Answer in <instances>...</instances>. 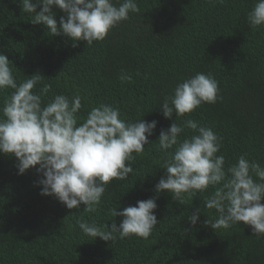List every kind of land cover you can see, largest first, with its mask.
<instances>
[{"label":"trees","instance_id":"1","mask_svg":"<svg viewBox=\"0 0 264 264\" xmlns=\"http://www.w3.org/2000/svg\"><path fill=\"white\" fill-rule=\"evenodd\" d=\"M255 2L136 0L140 11L130 13L104 41L73 47L66 36L32 24L34 14L23 13L20 0H0V54L13 63L17 83L33 74L44 77L33 91L50 84L45 103L57 94L71 98L79 92L81 118L108 103L125 121H157L151 143L130 161L133 172L107 186L93 213L41 195L36 169L18 175L15 158L0 154V264H264V237L253 236L250 226L241 222L213 230L203 223L218 215L204 208L211 187L185 194L183 203L166 191L155 192L164 175L160 165L168 158L157 139L175 119L164 118L158 107L178 83L198 72L215 77L222 98L176 122L193 119L211 128L221 138L217 155L225 157V170L241 154L264 167V27L247 23ZM53 11L59 24L65 14ZM122 72L131 80L122 82ZM11 91L0 92V106ZM192 134L185 128L179 139ZM149 198H155L158 224L147 239L92 240L78 227L80 220L101 227L115 220L119 226L122 218L113 217L111 209L122 211ZM197 208L202 211L193 226L188 217Z\"/></svg>","mask_w":264,"mask_h":264},{"label":"clouds","instance_id":"2","mask_svg":"<svg viewBox=\"0 0 264 264\" xmlns=\"http://www.w3.org/2000/svg\"><path fill=\"white\" fill-rule=\"evenodd\" d=\"M20 5L23 13L34 14L32 24L44 25L52 36H66L73 47L79 41L87 46L104 41L112 29L130 18V13L140 11L136 0H20ZM53 8L65 14L59 24ZM247 23L257 30L264 27V0H256L247 12ZM13 67L7 56L0 54V92L12 90L0 106V154L15 158L18 175L35 168L40 175L37 183L42 186L41 195L54 196L68 209L83 205L86 212H95L107 186L127 179L133 172L130 161L151 143L148 137L153 135L157 121H125L120 109L108 103L92 107L81 118L79 92L71 98L57 94L45 103L42 96L51 85L44 84L39 93L33 91L44 77L33 74L17 83ZM120 80L130 81L131 77L122 72ZM219 91V83L211 73L198 72L178 83L158 107L164 118L175 119L157 139L168 158L160 165L164 175L155 185V192L166 191L173 201L183 203L185 194L203 193L211 187L214 191L204 200V208L215 209L218 215L203 223L218 230L243 222L251 227L253 236L261 238L264 167L241 154L225 170V157L217 155L221 138L211 128L193 119L176 122L202 104L216 103L222 98ZM185 128L193 134L180 140ZM156 208L155 198H149L122 211L111 209L113 217L122 218L119 226L115 220L111 227L84 220L77 224L92 240L112 242L133 236L147 239L158 224ZM201 211L197 208L188 217L191 225H196Z\"/></svg>","mask_w":264,"mask_h":264}]
</instances>
